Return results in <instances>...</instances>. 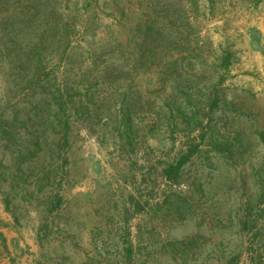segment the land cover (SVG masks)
Segmentation results:
<instances>
[{"label":"trees","instance_id":"trees-1","mask_svg":"<svg viewBox=\"0 0 264 264\" xmlns=\"http://www.w3.org/2000/svg\"><path fill=\"white\" fill-rule=\"evenodd\" d=\"M188 1L191 9L198 6V0ZM80 2L0 0V197L16 227L33 226L42 246L53 236L63 235L61 243L67 236L74 241L67 195L83 176L73 173L70 151L82 128L100 132L102 142L109 136L132 169L150 136L161 131L173 141L178 132L185 138L181 151L164 161L159 173L180 182L202 153L218 158L223 165L217 167L233 170L243 183L235 193L244 191L233 208L238 232L260 241L258 248L253 241L240 243L224 261L238 264L245 250L262 249L251 258L264 264V159L251 162L252 150L264 148V120L256 114L241 120L251 113L235 100L240 95L227 94L233 52L199 40L190 17L183 21L182 9L171 3L161 7V0H140L135 23L110 27L112 35L97 39L101 24ZM130 12L115 9L121 22ZM78 38L86 44H76ZM206 165L211 168L210 161ZM154 168L149 162V170ZM198 179L191 175L189 193H168L158 207L194 215L202 199L196 193H205ZM147 204L131 192L124 206L134 214Z\"/></svg>","mask_w":264,"mask_h":264},{"label":"rangeland","instance_id":"rangeland-1","mask_svg":"<svg viewBox=\"0 0 264 264\" xmlns=\"http://www.w3.org/2000/svg\"><path fill=\"white\" fill-rule=\"evenodd\" d=\"M139 1L118 0L116 5L115 0H81L80 5L101 24L94 36L99 39L112 35L110 27L118 30L121 25L135 23L134 12L140 7ZM167 3L183 10V21L186 16L190 17L199 40L209 39L214 48L227 47L233 52L225 81L227 94L229 97L234 92L240 95L235 100L251 113L243 114L241 120L247 121L249 117L252 120L255 114L264 120V3L198 0V6L191 9L188 0H161V7ZM118 6L131 11L122 22L120 15L115 14ZM125 30L124 27L119 37H125ZM88 38L92 40L91 36ZM79 42L86 44L81 38L75 40L76 44ZM3 86L0 73V92ZM175 135L173 141L161 131L150 136L148 148L140 149L138 164L132 169V161L115 149L109 136L102 142L100 132L81 129V137L70 151V157L74 160L73 173L83 178L67 195L72 200L68 233L74 234L75 239L67 236L61 243L63 235H60L46 240L43 247L48 264H226V256L235 255L240 243L246 246L253 241L254 248H258L260 237L256 241L250 234L239 233V214L233 211L244 193H235L238 185L242 187V180L234 178L233 170L217 167L223 165L218 158L207 153L198 155L194 163L187 166L185 179L180 182L168 181L159 173L164 161L178 157L184 144V136L178 132ZM251 157L254 165L264 159L263 146L252 150ZM206 161L211 162L212 169ZM149 162L156 168L149 170ZM249 165L248 161L243 164L247 183L250 182L246 167ZM210 170L211 176L208 175ZM195 174L199 175L205 193L203 197L196 193V197L202 199L194 215L186 218L169 212L162 205L158 207L168 193H189L186 179ZM131 192L148 200L145 210L133 214L132 209H126L124 205ZM4 212L12 217L17 233L11 241V252L16 260L24 253L20 256L22 260L25 252L30 254L34 241H38L36 230L30 225L16 227L0 197V217ZM7 226H10L9 221L0 219V227ZM5 241L0 231V249L4 250H0V264H13L15 261L7 259L9 250ZM129 245L132 246L130 253ZM254 253L263 254V250H245L238 264H257L251 258Z\"/></svg>","mask_w":264,"mask_h":264},{"label":"crops","instance_id":"crops-1","mask_svg":"<svg viewBox=\"0 0 264 264\" xmlns=\"http://www.w3.org/2000/svg\"><path fill=\"white\" fill-rule=\"evenodd\" d=\"M6 219L9 221L10 226L7 227H0V231L2 232L3 237L6 239V250H9L7 256L8 260L15 261L13 264H48V260H46L47 253L45 251V248L38 243V241H34L33 246L30 248V254L28 252H25V256L20 258V256L24 253H20L21 255L16 260L14 259V254L11 252L12 250V244L11 241H13V237L17 235V233L14 231L13 228V220L8 213H2V216L0 219ZM16 241V240H14ZM1 250V249H0ZM4 251V250H1Z\"/></svg>","mask_w":264,"mask_h":264}]
</instances>
